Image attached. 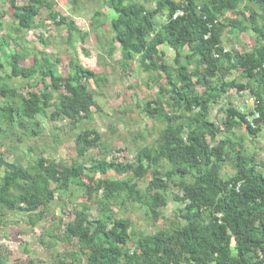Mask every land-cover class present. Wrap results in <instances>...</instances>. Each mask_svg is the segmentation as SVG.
Returning a JSON list of instances; mask_svg holds the SVG:
<instances>
[{
    "label": "trees",
    "instance_id": "16d2710c",
    "mask_svg": "<svg viewBox=\"0 0 264 264\" xmlns=\"http://www.w3.org/2000/svg\"><path fill=\"white\" fill-rule=\"evenodd\" d=\"M79 3L71 1L73 8ZM144 3L108 0L112 12L109 27L112 43L121 49L124 71L136 55L143 73L155 75V81L165 79L154 98L140 107L150 120L162 124L158 130L160 142L141 148L133 163L92 159L87 168L49 158L19 166L7 163L0 153V228L11 214L24 216L29 227L37 226L54 199L61 201L73 195L72 185L92 205L97 204L95 192L101 191L105 200L133 201L158 221L159 210L166 206L163 201L167 190L176 188L182 193L177 201L185 202L179 216L168 229L136 239L129 221L114 218L104 207L97 208V217L91 219V207L82 204L74 212V219L60 228L63 240L75 241L78 252L65 253L56 264H263L264 174L257 171L240 141L229 138L215 142L219 127L209 121L208 115L227 89H234L254 100L258 119L254 120L256 128H251L246 119L251 113L230 106L222 123L225 133L232 136L234 125L240 124L254 138L264 128V0H157L151 10ZM43 9L47 11L46 19L64 28L68 38L71 33H79L74 23L53 10L49 0H29L20 10L35 16ZM101 17V13L94 12L90 30L99 31ZM160 17L166 18L164 24L157 21ZM20 26L29 28L22 21ZM230 30L253 33L255 41L250 51L225 50L222 37ZM6 46L3 38L0 50ZM161 46L174 50L172 65L163 62ZM106 53L111 57L113 48ZM1 58L0 69L9 71V79L25 76L20 65L23 55L3 52ZM59 64L58 58H37L32 72L44 75L43 87L29 88L24 96L19 94L17 108L7 102L17 90L0 86V99H6L0 111L10 123L14 114L34 120L52 108V117L75 129L90 120L93 110H100L87 83L101 84L105 78L80 68L73 58L63 78L55 72ZM232 72H238L241 81L226 82ZM57 92L60 94L55 100L53 94ZM186 119L194 124L192 129H187ZM18 125L25 129L21 123ZM100 141V135L92 129L78 133L74 139L77 156L84 157ZM226 166L232 169V175L222 173ZM109 172L131 176L118 181L100 179L95 186L84 182L89 174L105 176ZM147 174L150 181L140 188L138 182ZM47 182L54 188L50 190ZM3 260L0 258V264Z\"/></svg>",
    "mask_w": 264,
    "mask_h": 264
},
{
    "label": "rangeland",
    "instance_id": "374dc122",
    "mask_svg": "<svg viewBox=\"0 0 264 264\" xmlns=\"http://www.w3.org/2000/svg\"><path fill=\"white\" fill-rule=\"evenodd\" d=\"M27 1L29 0H0V42L3 38L7 42V46L0 50V58L3 52L20 53L24 56L20 65L26 72L23 77L9 79V71L0 69V86L8 85L17 90V95L7 99V102L13 108H17L20 104L19 94L24 96L29 88L36 86L42 89L41 82L44 75L33 73L32 67L37 58L43 56L51 60L56 58L60 60L59 66L55 69L58 76L64 78L68 75L67 63L73 58L80 68L104 77L105 82L87 83V89L93 95L100 110H93L90 120L75 129L70 128L66 121L52 117V108L47 109L45 115H38L34 120H27L14 114L12 123L0 111V153L4 155V160L10 164L26 166L38 158H49L64 165L84 164L86 168L92 159L133 163L141 148L160 142L158 130L162 124L150 120L141 112L140 107L144 101L154 98L158 86H163L165 79L155 81V75L143 73L139 69L136 55H133V61L128 65V69L125 71L122 69L121 49L117 44L112 43L109 27L112 12L107 6L108 0H105L103 5L96 1L80 0L76 8L72 7V0H49L55 12L67 18L79 29V33H71L69 38L64 28L56 27L46 19L45 9L35 16L22 12L23 10L20 9ZM156 1L145 0V7L154 9ZM96 11L102 14L101 27L98 32H93L89 24ZM226 18L229 19L231 16L227 15ZM21 21L29 28H22ZM157 21L164 24L166 18L160 17ZM254 41L255 36L251 31L237 33L230 30L222 37L225 50L239 53L250 51ZM110 47L113 48V53L108 57L106 51ZM159 50L163 54V62L172 65L174 50L166 46H161ZM185 52L186 50L184 54ZM0 62H3L2 58ZM233 80L241 81L238 72H232L225 79L226 82ZM197 91L202 92L200 88H197ZM59 94V92L53 94L55 100L58 99ZM5 100L1 98L0 105H3ZM252 101L254 102L247 93H237L234 89H227L221 100L210 108L208 119L219 127L215 142L229 138L232 142L240 141L246 155L254 160L257 171L264 174V128L257 137L252 138L246 133L243 125L234 123L232 136L225 133L222 127L227 108L233 106L247 113L251 109ZM19 123L25 129H22ZM185 125L187 129H192L194 126L187 119ZM86 129L97 132L101 141L98 147L89 150L84 157H78L74 139L78 133ZM207 140L211 146L214 145V142L208 138ZM222 173L232 175L233 171L226 166ZM130 176V174L119 176L114 172H109L105 176L89 174L84 177V182L89 186H95L100 179L109 178L118 181L129 179ZM149 181L150 174H147L138 182V186L144 188ZM47 187L51 190L54 184L47 182ZM75 189L72 185L73 195L70 197L65 196L61 201L54 199L48 207L45 219L35 227H29L26 218L19 214H11L4 219V224L0 228V258H4L3 264H24L31 261L39 264H56L60 256L65 253H77V243L63 240L60 228L63 227L61 224L69 223L74 219V212L84 203L91 207V219L97 217V208L104 207L110 210L114 218L129 221L133 239L168 229L185 205V202L176 199L182 195L178 189H168L163 201L166 206L159 210L161 217L156 221L147 215L142 206L133 201L120 198L107 201L101 191H97L95 192L97 204L92 205L88 203L83 192Z\"/></svg>",
    "mask_w": 264,
    "mask_h": 264
},
{
    "label": "built area",
    "instance_id": "2783aa9c",
    "mask_svg": "<svg viewBox=\"0 0 264 264\" xmlns=\"http://www.w3.org/2000/svg\"><path fill=\"white\" fill-rule=\"evenodd\" d=\"M250 107H251V109H250L249 112L251 113V116L246 117V119H247V122H248V124H249V126L251 128H256V125L254 123V120L258 119V113L255 111V107H256L255 102L252 101ZM241 112H243V111L241 110Z\"/></svg>",
    "mask_w": 264,
    "mask_h": 264
}]
</instances>
